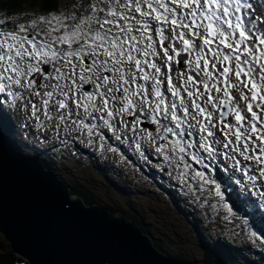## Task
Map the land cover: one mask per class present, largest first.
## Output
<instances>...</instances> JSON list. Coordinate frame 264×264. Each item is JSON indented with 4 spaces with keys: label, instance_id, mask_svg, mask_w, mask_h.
<instances>
[{
    "label": "snow or ice",
    "instance_id": "snow-or-ice-1",
    "mask_svg": "<svg viewBox=\"0 0 264 264\" xmlns=\"http://www.w3.org/2000/svg\"><path fill=\"white\" fill-rule=\"evenodd\" d=\"M86 4L90 14L73 15L71 25L67 17L41 16L49 26L42 36L34 31L36 21L33 32L24 25L0 32V94L13 103L25 92L38 97L31 103L33 118L39 120V112L58 122L56 128L86 132L88 143L94 134L102 141L135 140L138 150L147 143L161 164H183L182 181L214 183L204 171L189 176L187 158L204 164V153L211 163L221 147L229 150L224 158L234 161L231 176L220 173L222 183L230 184L237 170L257 179L237 155L264 177V0ZM141 117H150L154 132L140 126ZM231 187L234 206L252 200ZM216 195L223 198L219 184ZM257 195L264 202V191ZM259 222L264 225V212ZM257 231L264 235V227Z\"/></svg>",
    "mask_w": 264,
    "mask_h": 264
},
{
    "label": "water",
    "instance_id": "water-1",
    "mask_svg": "<svg viewBox=\"0 0 264 264\" xmlns=\"http://www.w3.org/2000/svg\"><path fill=\"white\" fill-rule=\"evenodd\" d=\"M15 153L0 125V234L28 264H190L160 252L123 215L87 205Z\"/></svg>",
    "mask_w": 264,
    "mask_h": 264
},
{
    "label": "trees",
    "instance_id": "trees-1",
    "mask_svg": "<svg viewBox=\"0 0 264 264\" xmlns=\"http://www.w3.org/2000/svg\"><path fill=\"white\" fill-rule=\"evenodd\" d=\"M86 7H87L86 0H0V32L18 31L22 23L27 21V20L23 21V18H26V16L28 17V13H29V14H33L31 18L36 19L33 21H37L38 26L40 28L41 27L43 28L39 30L35 26L34 29L35 32H39L42 36L45 31L49 30V26L46 25L45 28V24H43L42 22L40 23L41 16L50 17L52 15H57L61 17H67L66 21L72 22L70 20L73 15L78 17H83L85 15L90 14L85 11ZM26 29H28L27 30L28 32H33V26ZM28 103L29 102H27V104ZM28 109L29 110L31 109V104L28 106ZM1 124L5 130V133L11 139L16 152L22 156H25L24 152L28 151L30 147L26 144H24L23 146V143L21 144L17 139L16 132L14 131L15 124L11 116L10 115L3 116L1 120ZM77 150L83 152V150L80 149ZM45 153H47V151H41V153L39 152L38 156L40 157L42 155H45ZM84 155L86 157H91V158L97 157L93 152H88V151H84ZM38 156H34V158L38 160L40 165L43 168H45L47 171L58 174L57 176L59 177V179L60 176L61 177L63 176L62 179L60 180L63 181V183L67 187H69L75 195L80 196L87 205L91 206L95 204H100L101 206H103L100 199H97L98 197L96 198V196L94 195L96 194L95 191L89 188L87 184L83 182L79 177L69 172V170L66 168L62 169L60 167L59 169H56L54 166L49 165L45 161H42V159H40ZM82 166L85 165L83 164ZM106 170H107L106 168H103L104 175H105L104 172ZM220 173L221 172H218L216 174L217 178L219 177ZM216 177L214 178L217 179ZM108 179L111 180L108 181V183L110 184L109 186H111V188L109 187L110 189H114L119 195H122L123 198L128 197V191L125 189V187H123L119 183L118 180L114 179L113 176L111 177V175H107L106 180ZM174 184L176 188L175 189L171 188L172 190L167 187L163 188L164 187L163 184H161L162 187L160 186V188L162 190L163 189L166 190V194L170 196L171 201L169 203H171L173 207L169 208V210L174 213L180 211V214L186 226L189 229L187 235H185L186 239L189 238L190 234L197 237L199 246L204 252V259L201 261L197 260V257L195 256V252L193 250L184 249L181 252L179 251L175 252L172 251L170 248H168V246L174 247L176 245L184 244L187 241L185 240L184 242V240L182 239L183 237L178 230H173L171 232V231H166L163 228H160L157 224L158 222L153 220V217L151 216L153 211H146L144 208L141 210L138 209L134 205V203H132L133 199L127 201L126 202L127 205L122 206L120 209H116L113 205H104L103 207L108 209L114 215L121 214L125 216V218H127L129 221H133L137 223V225L144 231V233L152 238L154 245L157 247L159 251L169 254L177 259L191 261V259H193L192 257H194L200 264H237L238 261L241 262L240 252L242 251L241 249L237 251V249L234 247L236 243H234L232 240L230 241L226 236H219L215 239L209 237L208 235H206L207 231L204 228V224L200 216H198L193 211L186 212L185 210H183L181 205H184L186 200L182 201L179 200V198H177V196L174 194V191L180 193V189L178 188L179 186L176 182ZM194 185L195 188L194 190L190 191L191 194L195 192L196 193L200 192V188L197 185V183L196 184L194 183ZM188 189H190L189 186ZM139 196L140 195L138 194V197ZM230 197H231V192L229 193V196L227 197L226 200V202H229L230 205L233 206V209L231 208L232 212H229L230 217L232 218L235 217L239 219L241 218V216L242 217L244 216L243 212H245V214L249 217L252 216L251 213L249 212V208L246 207L244 202H243V206H239V205L234 206ZM154 213L156 215L155 210ZM211 219L212 221H214L215 218L211 216ZM218 223L230 237H235L230 233V229L224 226L222 217L221 219L218 220ZM250 224L253 227V224L252 223ZM260 236L264 237V235H261V233ZM262 240L264 241V239ZM260 245L261 243L259 242V246ZM5 249L6 248L1 246L0 244V264H28L24 259L19 258L16 254H14L10 248L6 250ZM258 259L259 258L257 257L255 262H250V264H263L262 260L258 261Z\"/></svg>",
    "mask_w": 264,
    "mask_h": 264
},
{
    "label": "rangeland",
    "instance_id": "rangeland-1",
    "mask_svg": "<svg viewBox=\"0 0 264 264\" xmlns=\"http://www.w3.org/2000/svg\"><path fill=\"white\" fill-rule=\"evenodd\" d=\"M31 16H33V14L28 13V17L26 16V18H23V21L27 20L24 23H22V25H24L25 28H30L33 26L32 21L36 20V19L31 18ZM50 17H46V18H50ZM70 21H72V22L66 21V23H68V24L74 23V21L72 19ZM40 23H41V21H40ZM43 24H45V23H43ZM46 25L47 24H45V28H46ZM36 28H38L39 30L43 29L42 27L40 28L37 23H36ZM26 30H28V29H26ZM87 87H89V86H87ZM27 100H29V99H27ZM23 101H24L23 99L18 100V103H19L18 107L21 111L23 110ZM42 118L45 119L43 116L41 117V119ZM54 123H58V122H54ZM68 123L70 124L71 122H68ZM60 125H62V124H60ZM61 129H62L61 132H67L69 135H71L70 137L62 136L66 140L71 139V141L64 142V144L61 146V147H63L64 145L68 144V146L65 148V150L72 151V149H74V148L76 151H77V149H80L83 151L84 150H93V149L97 150V161H96V159H88L84 155V152H82V151H79V153L76 154L77 157L75 158V162H73L72 160H69V159H67V160L63 159V161L67 163V167H69V163L71 162V164L73 165L74 168H70V170L73 171V174H75L83 182H85L89 188H91L93 191H95L96 194H94V195L96 196V198L98 197L97 199H100L103 206L104 205H113L116 209H120L122 206L127 205V203H126L127 201L133 199L132 203H134V205L138 209L141 210L144 208L146 211H153L151 216L153 217V220L158 222L157 224L160 228H163L164 230L171 231V232L173 230H178L181 233V235L183 237L182 239L184 240V242H185V240L187 241L184 244L176 245L174 247L168 246V248H170L171 250H173L175 252H178V251L181 252L184 249L185 250L186 249L193 250L195 252V256L197 257V260H200V261L203 260V254H204L203 251L201 250V252H199L194 247V245H192L191 242H189L188 239H186V236H185L186 230H185V226L183 224L184 223L183 219L180 217V215L170 211L168 208L169 205L165 203L169 199V197L163 195L161 193V191L159 190V188L154 189L150 185V184H155L156 182L155 183L153 182L154 179H156L157 177H161L160 175L162 174L163 176H166V177H165V179H161V180H165V181H169V182H177V183L181 184V186L178 187L180 189V193H177L174 191V194L177 196V198H179L182 201L187 200L188 203H193V201H191L188 197V193L190 192V190L188 189V186L192 190H194V188H195L193 180H188L186 182V181H182L181 179H179L178 178L179 173L183 172L180 169H179V171L164 170L163 168L155 169V167H152V169H148V165H150L151 163H155V162H153L152 160L146 161L144 159V156H148V155H145L146 153H144L142 151V149H144L148 145L147 143L141 142V148L139 150L136 149L135 145L128 146V147H129V149H131V150H129L130 155L131 154L134 155V154H137L139 152L138 155H136V156L138 159H140V162H141L140 164L145 165V166H142L141 168H147L148 169V170H146L147 172H150L149 170L153 171V173L151 175H149L150 177H148L147 174L144 175V170L139 169L140 168L139 166L133 165V164L127 165V161H129V154H126L122 150L121 145H119V143L116 142L114 139H113L114 144H111V142H110L111 140H109L107 138H105L103 140V144H102V143H99L98 141H95L96 139H95V135H94L91 138L92 143H88L89 137L86 134L81 135L79 132H78L79 134L78 133L75 134V132H72L69 129H66L65 127L61 128ZM52 130L57 131L58 129H52ZM108 133L110 134V132H108ZM97 139L99 141H102L98 135H97ZM80 142H82V144H78ZM102 145L104 146V148H102ZM113 145L121 154H119V158L117 161L114 162V164L109 165L108 171L117 174V176L120 178L119 182L123 186L126 187V190L128 191V197L130 199L128 197L123 198L122 195H119L114 189H110L111 186H109L110 184L108 183V181H111V180L110 179L106 180V177H105V179L100 180L101 177L95 176L96 181L93 182L91 175H94L95 171L92 169L89 170L90 167L88 168L89 163H92V165H98L97 162H105V164H109L111 162V160L108 157L113 152V150H112ZM141 152L144 153V156L141 155ZM150 156L152 158H155V156L152 153H150ZM114 159H116V158H114ZM148 161H150V163ZM84 163H87V164L85 165ZM83 164L85 166H82ZM195 171H204L205 172L206 170H204V169L198 170V169H195V167L193 169L191 168V171L189 172V176H191L192 173ZM205 174H206V176L210 175V177H211V173L208 172ZM137 175L140 178H138ZM117 176H115L116 179H117ZM195 182L199 186L200 192L197 193L198 198H195L194 200L199 201V202L203 201L202 204L197 205L198 208L200 210H205L206 208H210L212 210V205H208L209 203H211V200L209 199L211 197V195L208 194L209 193L208 188L206 187L208 184H203L201 186L200 181H195ZM165 187L169 188L167 185H164V188ZM108 188L112 191H110ZM170 188L175 189L176 186H170ZM135 192H137V193H135ZM138 194L140 195V197H138ZM224 198H225V194H224ZM227 205L233 209V206L230 205L228 202H227ZM154 210L156 211V215L154 213ZM225 216H226L225 217L226 220L231 221L230 223L235 225L236 219L229 217L227 215L226 211H225ZM203 218L206 219L207 217L204 216ZM240 223H241L242 228L245 229V227H243V226H244V224H247V223L242 221V220L240 221ZM234 228L235 229L239 228L238 223L235 225ZM242 230H241V234H242ZM211 231L213 232L211 234V236L214 238H215V236H226L229 238V235L227 233H225V234H224V232L222 233V231L219 230L218 228H214V229L212 228ZM246 237H244L243 235H236L235 237H233L232 241L234 243H236L234 247L237 249V251H239L240 246L242 244H245L248 246V244H247V242L249 241L248 238H250L251 241H253V239H254V236L249 235V234H247ZM0 244H1V246H3L6 249L12 248V245L9 244V241L7 239H5L4 235H2V234H0ZM194 244H196V245L199 244L197 237H195V239H194ZM8 246H10V247H8ZM5 250H4V252H5ZM241 253L242 252H240V258H242ZM248 253L250 254V250ZM17 256L20 258L19 255H17ZM259 257L261 260H263L264 255L263 254L259 255ZM192 258H194V257H192ZM256 259L257 258H255V260ZM258 261H260V260L258 259ZM26 263H28V262L26 261Z\"/></svg>",
    "mask_w": 264,
    "mask_h": 264
},
{
    "label": "bare ground",
    "instance_id": "bare-ground-1",
    "mask_svg": "<svg viewBox=\"0 0 264 264\" xmlns=\"http://www.w3.org/2000/svg\"><path fill=\"white\" fill-rule=\"evenodd\" d=\"M51 132H54V130H52V128H44L42 131H39V132H37L36 130L34 131L33 129H31L30 130V132H28V138H32V141H30V145L29 146H33V147H35V148H40L41 146H42V144L44 143V141L47 139V138H49L50 140H51V142L54 144V143H56V138L51 134ZM84 134H86L87 135V133L85 132ZM33 140H35V141H33ZM78 142V141H77ZM46 143H48V145L49 144H51L50 142H48V140H46ZM53 147H50V148H48V149H46V150H44V151H47V153H45V155H42L41 156V158L40 159H42V161H45L46 163H48L49 165H52V166H54L56 169H59L60 167L63 169V168H66V169H68L69 170V172H71V173H73V171H71L70 170V168H74L73 167V165L71 164V162L69 163V167H67V163L66 162H64L63 161V159H65V160H67V159H69V160H72L73 162H75V156L74 155H72L71 153H67V152H65L64 150H62L63 152H65L64 153V155H61L62 156V158L61 157H59V158H56L58 155H56V153H55V150H56V152H58V151H60L62 148L60 147L59 149H56L55 148V150L54 149H52ZM41 150V149H40ZM52 151L53 152V154L51 153V155L50 156H48V151ZM76 151V150H75ZM84 152V151H83ZM24 154L25 155H27V154H32V152L31 151H25L24 152ZM31 160H32V162L33 163H37L38 162V160L37 159H35V158H31ZM61 163V164H60ZM39 166L41 167L40 169H42V170H44L45 172H47V173H49V174H51V175H53L59 182H61L64 186H66L64 183H63V181H61L60 179H62V177L60 176V179H59V177L57 176L58 174H55V173H51V172H49V171H47L45 168H43L41 165H40V163H39ZM91 169V167L89 168V170ZM95 172H96V174L98 173L96 170H94ZM58 172H59V170H58ZM91 177H92V180H93V182H95L96 181V179H95V176L94 175H91ZM67 187V186H66ZM69 188V187H68ZM69 190L72 192V190L69 188ZM73 193V192H72ZM74 194V193H73ZM75 195V194H74ZM75 196H77L78 198H81L80 196H78V195H75ZM82 199V198H81ZM83 200V199H82ZM84 201V200H83ZM242 221H244L245 222V220L244 219H242ZM247 223V222H246ZM250 224H244V226L243 227H245V229H243L244 230V232H247V234H249V235H252V236H254V239H253V241L252 242H255V247L253 246V243H250V242H247V244H248V246L247 245H245V244H242L241 246H240V249H241V251H242V253H241V255H242V258H240L241 259V261L242 262H244V259L245 260H248V261H252V262H255L254 260H255V258H259V260L261 261V259H260V257H259V255H264V241L262 240V239H264L262 236H260V233L256 230V229H254L253 227H250L249 226ZM213 232L212 231H210V233H209V237H211V238H214V237H212L211 236V234H212ZM253 233H255V235H253ZM149 236V235H148ZM5 237V236H4ZM217 237H219V236H215V238H217ZM214 238V239H215ZM152 239V238H151ZM259 242L261 243V245L259 246ZM250 243V244H249ZM9 244H11L10 242H9ZM11 250L13 251V249L11 248ZM249 250H250V254L248 253L249 252ZM173 251V250H172ZM14 254H16V253H14ZM166 255H168V256H170L171 258H173V259H175V260H178V261H182V262H185V263H190V264H199V262L195 259V258H193V259H195V260H193V259H191V261H185V260H180V259H177V258H175V257H173V256H171V255H169V254H166ZM21 258V257H20ZM203 259H204V255H203ZM262 263L264 264V260H262ZM250 264V263H249Z\"/></svg>",
    "mask_w": 264,
    "mask_h": 264
}]
</instances>
